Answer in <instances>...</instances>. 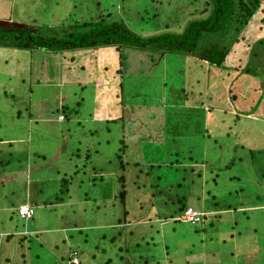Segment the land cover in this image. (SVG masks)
Returning a JSON list of instances; mask_svg holds the SVG:
<instances>
[{
  "label": "rangeland",
  "instance_id": "374dc122",
  "mask_svg": "<svg viewBox=\"0 0 264 264\" xmlns=\"http://www.w3.org/2000/svg\"><path fill=\"white\" fill-rule=\"evenodd\" d=\"M204 2L0 0V21L43 37L123 23L152 38L175 33ZM257 29L216 76L175 54L154 63L115 46L45 51L26 32L8 48L0 32V141L27 151L0 142V178L11 176L0 190V264H69L74 252L78 264H264V77L227 68ZM109 183L114 198L101 192ZM176 199L203 223L177 220ZM25 200L28 221L18 216Z\"/></svg>",
  "mask_w": 264,
  "mask_h": 264
},
{
  "label": "trees",
  "instance_id": "16d2710c",
  "mask_svg": "<svg viewBox=\"0 0 264 264\" xmlns=\"http://www.w3.org/2000/svg\"><path fill=\"white\" fill-rule=\"evenodd\" d=\"M263 12L264 5L261 0H206L202 10L196 12L195 15L192 14V17L183 23L182 27L175 33L166 32L158 36H153L152 38H144L134 33L128 27H125L123 23H120V25L116 23L104 25L102 22L98 27L89 25V28L86 30L76 27V30L69 33L62 30L59 31L57 35L49 34L50 36H46L50 38L48 40L41 35H31V33L25 29L0 28V32H2L4 36L11 35V38H14L16 36L14 33L18 32V36H25L24 38L32 42L36 48L55 53L70 49L74 50L76 48L87 50L115 46L116 50H120L121 54H123L124 49L147 51L150 53L148 61L154 63H160L166 54H175L182 60L188 58L199 60L203 65L209 67L208 72L216 76L215 68L220 69V73L223 71L222 67L226 63L227 57L231 56L229 54L233 51L231 49L234 43L239 39L245 40L246 37L244 32L249 29V26H256L258 27L255 36L256 39H254L251 44L247 45V49L243 51L246 54L245 58H239L238 62H240V65L238 67L228 66L227 68L245 72L247 75H250L249 71L253 70L255 73H261L264 77V69L262 68L264 64ZM86 25H84V27ZM21 32H26V34L22 36ZM0 36L4 39L3 35L0 34ZM144 39L153 42L155 45L151 47L146 46ZM5 42L11 45L9 39L5 40ZM1 43L2 42H0V45ZM16 44L19 46L21 45L20 42H16ZM237 51L239 50H234L233 52L235 53ZM123 66L120 63V71H122ZM198 75L199 78L197 81L200 82L201 73ZM206 98L208 99V97H205L200 103L205 105ZM211 98L210 96L209 99L211 100ZM61 107L63 108V104L58 100V110L61 109ZM64 119L63 116L58 117L60 122ZM109 121L110 120H108V123ZM124 147L125 146L118 149L119 153L125 152L123 151ZM117 158L119 159V156ZM109 162L111 165L112 161L110 160ZM125 164H121V171L123 173V166ZM168 167L172 170L173 165H169ZM101 172L103 171L101 170ZM110 172L113 171L110 170ZM155 178L158 181V176ZM117 181L122 185L123 190L120 191L119 198L124 202L127 194L124 189L126 183L124 174L119 176ZM150 192H152V190ZM175 202L179 204L178 210L175 211V214L179 213L177 217L178 220L188 206L182 204L179 199H176ZM228 210L231 209L229 208ZM150 212L151 208L148 214ZM127 213H125L126 216ZM205 218L206 217L203 216L201 221L196 224H202Z\"/></svg>",
  "mask_w": 264,
  "mask_h": 264
},
{
  "label": "crops",
  "instance_id": "0c3cea01",
  "mask_svg": "<svg viewBox=\"0 0 264 264\" xmlns=\"http://www.w3.org/2000/svg\"><path fill=\"white\" fill-rule=\"evenodd\" d=\"M2 18H4V19H6V20H8V21H12L11 19H10V17H9V14H7V15H5L4 17H2ZM13 29V28H12ZM31 29V35H33V34H35L36 36H37V32L36 33H34L35 31H34V29L33 28H30ZM10 38H9V40H10V43H11V45L12 46H14V47H17L18 45L16 44V42H18L17 40H16V38H11V36H9ZM9 44V43H8ZM10 44H9V46H6V45H0V63L2 62V60H3V55H2V50H4V47L3 46H6V47H10L11 46ZM27 46H29V45H27ZM4 62V61H3ZM18 68L20 69L21 67H20V65L18 66ZM22 70V69H21ZM20 72H23V71H18V75H19V73ZM1 73V72H0ZM25 74V73H24ZM11 76H16V72H11ZM19 140H22V139H19ZM0 142H3V143H5V146H8L7 147V151H10L12 154H14L15 156H17V157H19V155H21L22 156V153L24 152H27V151H25V149L23 150V149H19V148H16L17 146H11V145H8V143L10 142H13V140H8V139H5V140H1ZM8 142V143H7ZM12 147H14L13 149H11ZM8 158H11V156L9 155L8 156ZM4 159H7V157H5ZM0 163H1V160H0ZM5 164H7V163H5ZM75 167H76V165H75ZM100 172H101V170H100ZM8 177H11V176H8ZM8 177H3V178H0V187L2 186V188H0V190L2 189V190H7L8 189V186L6 185V183L5 182H3L6 178H8ZM13 180H15V182H16V175H15V178H13ZM110 183L108 184V185H106V190H103V189H101V192L102 193H104V194H109V196H111V197H113L114 198V195L112 194V187H111V189H110ZM109 186V187H108ZM3 200V199H2ZM26 200H28V199H26ZM25 200V201H26ZM23 205H25V206H28V207H30L31 209H34V207H32V206H29L28 205V203H27V201H26V203H23V204H21V205H19L18 206V210H19V207L20 206H23ZM33 212H34V210H33ZM18 216H19V214H18ZM33 216H34V213H33ZM33 216L30 218V219H23V218H21L20 216V219H22V220H24V221H28V220H31L32 218H33ZM21 234V233H20ZM19 234V235H20ZM73 254V253H72ZM72 254H71V258H72ZM76 255V254H75ZM71 258H70V260H69V264H70V261H71Z\"/></svg>",
  "mask_w": 264,
  "mask_h": 264
},
{
  "label": "built area",
  "instance_id": "2783aa9c",
  "mask_svg": "<svg viewBox=\"0 0 264 264\" xmlns=\"http://www.w3.org/2000/svg\"><path fill=\"white\" fill-rule=\"evenodd\" d=\"M18 214L23 219H30L33 216V209L28 206H20L18 210ZM202 215L194 211L192 208H187L183 215L179 218L181 221L190 222V223H198L201 220ZM72 264H77V258L74 255L71 259Z\"/></svg>",
  "mask_w": 264,
  "mask_h": 264
},
{
  "label": "water",
  "instance_id": "95a60500",
  "mask_svg": "<svg viewBox=\"0 0 264 264\" xmlns=\"http://www.w3.org/2000/svg\"><path fill=\"white\" fill-rule=\"evenodd\" d=\"M24 24H18V23H9V22H2L0 21V28H15L19 30L27 29Z\"/></svg>",
  "mask_w": 264,
  "mask_h": 264
},
{
  "label": "clouds",
  "instance_id": "9594fccd",
  "mask_svg": "<svg viewBox=\"0 0 264 264\" xmlns=\"http://www.w3.org/2000/svg\"><path fill=\"white\" fill-rule=\"evenodd\" d=\"M13 29H15V28H13ZM73 254L75 255L76 253H73ZM73 254H72V257L74 256ZM75 256H76V255H75ZM71 259H72V258H71ZM70 264H72L71 261H70ZM77 264H78V263H77Z\"/></svg>",
  "mask_w": 264,
  "mask_h": 264
}]
</instances>
